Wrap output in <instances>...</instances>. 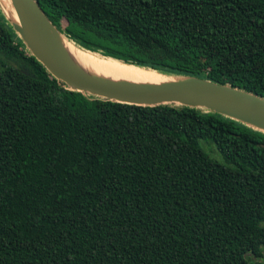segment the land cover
<instances>
[{"label": "trees", "instance_id": "trees-1", "mask_svg": "<svg viewBox=\"0 0 264 264\" xmlns=\"http://www.w3.org/2000/svg\"><path fill=\"white\" fill-rule=\"evenodd\" d=\"M34 2L98 58L264 98V0ZM263 261L264 132L71 91L0 10V264Z\"/></svg>", "mask_w": 264, "mask_h": 264}, {"label": "water", "instance_id": "water-1", "mask_svg": "<svg viewBox=\"0 0 264 264\" xmlns=\"http://www.w3.org/2000/svg\"><path fill=\"white\" fill-rule=\"evenodd\" d=\"M9 5L12 13L8 17L3 15L25 49L71 91L121 104L200 108L264 132V98L194 77L166 76L171 80L156 85H133L87 75L71 66L68 56L59 47V40L64 37L34 0H9Z\"/></svg>", "mask_w": 264, "mask_h": 264}, {"label": "bare ground", "instance_id": "bare-ground-1", "mask_svg": "<svg viewBox=\"0 0 264 264\" xmlns=\"http://www.w3.org/2000/svg\"><path fill=\"white\" fill-rule=\"evenodd\" d=\"M0 10L7 17L12 13L9 0H0ZM59 47L68 56L72 67L96 78L133 85H156L171 80L150 70L98 58L79 50L65 38L59 40Z\"/></svg>", "mask_w": 264, "mask_h": 264}, {"label": "rangeland", "instance_id": "rangeland-1", "mask_svg": "<svg viewBox=\"0 0 264 264\" xmlns=\"http://www.w3.org/2000/svg\"><path fill=\"white\" fill-rule=\"evenodd\" d=\"M199 146L200 148L207 153L212 159H216L219 160L218 158V154L216 153V151L214 150V146L204 140L199 141Z\"/></svg>", "mask_w": 264, "mask_h": 264}, {"label": "flooded vegetation", "instance_id": "flooded-vegetation-1", "mask_svg": "<svg viewBox=\"0 0 264 264\" xmlns=\"http://www.w3.org/2000/svg\"><path fill=\"white\" fill-rule=\"evenodd\" d=\"M264 262V261H263Z\"/></svg>", "mask_w": 264, "mask_h": 264}]
</instances>
